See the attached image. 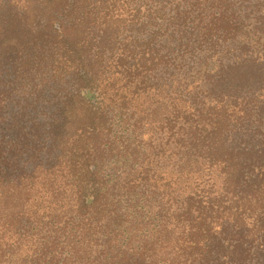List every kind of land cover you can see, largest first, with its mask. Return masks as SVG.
I'll list each match as a JSON object with an SVG mask.
<instances>
[{
	"label": "trees",
	"instance_id": "trees-1",
	"mask_svg": "<svg viewBox=\"0 0 264 264\" xmlns=\"http://www.w3.org/2000/svg\"><path fill=\"white\" fill-rule=\"evenodd\" d=\"M0 264H264V0H0Z\"/></svg>",
	"mask_w": 264,
	"mask_h": 264
},
{
	"label": "rangeland",
	"instance_id": "rangeland-1",
	"mask_svg": "<svg viewBox=\"0 0 264 264\" xmlns=\"http://www.w3.org/2000/svg\"><path fill=\"white\" fill-rule=\"evenodd\" d=\"M25 112H22V117H24ZM7 117V124L11 123L12 121H14L15 119L20 117V113H7L6 114ZM5 125V122H4Z\"/></svg>",
	"mask_w": 264,
	"mask_h": 264
}]
</instances>
